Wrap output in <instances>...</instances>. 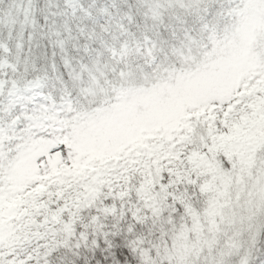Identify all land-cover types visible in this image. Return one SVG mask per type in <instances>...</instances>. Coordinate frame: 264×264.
I'll return each instance as SVG.
<instances>
[{
  "label": "snow or ice",
  "instance_id": "snow-or-ice-1",
  "mask_svg": "<svg viewBox=\"0 0 264 264\" xmlns=\"http://www.w3.org/2000/svg\"><path fill=\"white\" fill-rule=\"evenodd\" d=\"M0 264H264V0L0 5Z\"/></svg>",
  "mask_w": 264,
  "mask_h": 264
},
{
  "label": "trees",
  "instance_id": "trees-1",
  "mask_svg": "<svg viewBox=\"0 0 264 264\" xmlns=\"http://www.w3.org/2000/svg\"><path fill=\"white\" fill-rule=\"evenodd\" d=\"M12 0H0V5H3L5 8L11 4ZM37 3L47 5L50 3V0H37ZM26 19V18H25ZM39 19L42 21L39 27L36 25V19L33 18L30 24H26L24 21H21L18 25H15V19L12 18L10 22L15 25L16 36L19 39H24L25 35L27 38V50L23 52V57L27 61L30 57L35 60L39 59L41 66L46 67L51 71L53 75L56 74L55 60L56 57V48L52 45V42L49 38L45 36L44 25L48 23V17L45 11H40ZM5 32L10 33L11 29L5 26ZM33 33H36L35 40H33ZM33 50L39 54V56H33ZM19 51V49H18ZM61 62H63V56L59 57Z\"/></svg>",
  "mask_w": 264,
  "mask_h": 264
}]
</instances>
